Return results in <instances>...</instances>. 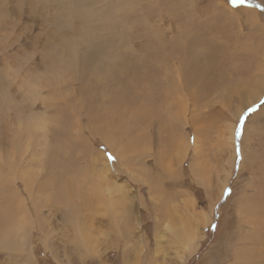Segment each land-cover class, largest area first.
Instances as JSON below:
<instances>
[{
  "label": "rangeland",
  "instance_id": "1",
  "mask_svg": "<svg viewBox=\"0 0 264 264\" xmlns=\"http://www.w3.org/2000/svg\"><path fill=\"white\" fill-rule=\"evenodd\" d=\"M262 101L264 0H0V264H264Z\"/></svg>",
  "mask_w": 264,
  "mask_h": 264
},
{
  "label": "bare ground",
  "instance_id": "2",
  "mask_svg": "<svg viewBox=\"0 0 264 264\" xmlns=\"http://www.w3.org/2000/svg\"><path fill=\"white\" fill-rule=\"evenodd\" d=\"M243 9V8H242ZM245 10H247V9H245ZM251 10V9H250ZM255 10V9H254ZM248 11V10H247ZM253 12V11H252ZM256 14H257V11L255 12ZM192 72H193V70H191ZM196 73H197V70H196ZM193 78H194V76H193ZM191 80H194V79H191ZM183 87V86H182ZM141 100H143L142 102H140L141 104H140V106L141 107H144L145 108V112H146V114H144L145 116L147 115V108H146V101H147V99L146 98H142ZM148 107H149V104H148ZM117 116V115H116ZM116 116H115V114H112L111 113V115H110V117H109V119H107V120H104V122H107V123H111L108 127H107V129H103V130H101V133L103 134V135H105V137L107 138V135H106V130H108V129H110V128H112V127H115L116 126ZM140 120V119H139ZM102 124H104V123H102ZM135 125H138V123H136V124H134V126ZM105 128V127H104ZM166 165V164H165ZM101 180V179H100ZM111 204H112V202H111ZM110 206V205H109ZM112 209V208H111ZM107 210V209H106ZM105 210V211H106ZM111 213V212H110ZM196 231V230H195ZM198 232V231H197ZM193 236V235H192ZM25 237V236H24ZM1 239V238H0ZM9 240H11L12 242H15V243H17L20 239H17V240H15V237H7V236H3L2 237V239H1V243H3L4 241H9ZM83 240V239H82ZM23 241V240H22ZM19 243V242H18ZM6 244V243H5ZM19 245V244H18ZM185 246V245H184ZM187 246V245H186ZM22 247H23V245H22Z\"/></svg>",
  "mask_w": 264,
  "mask_h": 264
},
{
  "label": "snow or ice",
  "instance_id": "3",
  "mask_svg": "<svg viewBox=\"0 0 264 264\" xmlns=\"http://www.w3.org/2000/svg\"><path fill=\"white\" fill-rule=\"evenodd\" d=\"M231 2L233 3V4H237V3H244V0H231ZM262 103H264V101H262ZM252 109H250V111H251Z\"/></svg>",
  "mask_w": 264,
  "mask_h": 264
}]
</instances>
